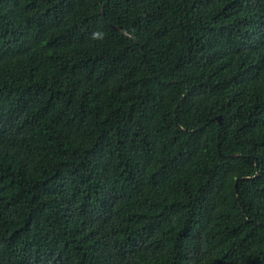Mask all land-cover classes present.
Here are the masks:
<instances>
[{
  "label": "trees",
  "instance_id": "trees-1",
  "mask_svg": "<svg viewBox=\"0 0 264 264\" xmlns=\"http://www.w3.org/2000/svg\"><path fill=\"white\" fill-rule=\"evenodd\" d=\"M0 264H264V0H0Z\"/></svg>",
  "mask_w": 264,
  "mask_h": 264
}]
</instances>
